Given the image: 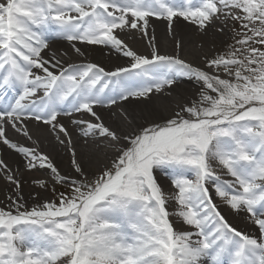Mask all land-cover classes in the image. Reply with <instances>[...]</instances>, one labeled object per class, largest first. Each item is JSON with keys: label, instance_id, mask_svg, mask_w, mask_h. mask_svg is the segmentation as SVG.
I'll return each instance as SVG.
<instances>
[{"label": "snow or ice", "instance_id": "obj_1", "mask_svg": "<svg viewBox=\"0 0 264 264\" xmlns=\"http://www.w3.org/2000/svg\"><path fill=\"white\" fill-rule=\"evenodd\" d=\"M178 18L194 27L199 63L181 57ZM153 20L167 22L175 55L149 36ZM137 34L146 54L122 38ZM53 40L67 47L53 50ZM81 46L127 63L69 62L86 55ZM183 79L196 91L185 95ZM30 123L69 155V173L39 138L32 148L8 138L11 129L32 140ZM73 131L110 164L91 172ZM0 143L27 172L49 170L32 183L56 196L29 208L19 168L0 159L12 186L0 208V264H264V0H0ZM214 196L258 235L233 227ZM170 202L191 230H176Z\"/></svg>", "mask_w": 264, "mask_h": 264}, {"label": "bare ground", "instance_id": "obj_2", "mask_svg": "<svg viewBox=\"0 0 264 264\" xmlns=\"http://www.w3.org/2000/svg\"><path fill=\"white\" fill-rule=\"evenodd\" d=\"M168 27L166 21H152V27L149 28V36L155 37V42L160 47V51L165 48L168 52L176 53V41L173 39V37L167 32L168 30H165V28ZM154 29V31H153ZM164 29V30H162ZM174 30L178 31L179 33L176 34L178 38L183 37L185 39V46L183 51L181 52V55L184 57H187L192 61L193 63H199L200 57L199 54H195L196 50L192 49L193 44L189 43L190 40H196V34L194 32V27L186 21H183L181 18H178L175 25ZM215 31L214 29H210V32ZM165 33V36L163 37V34ZM123 39L126 40V42L136 51L142 54H146L150 49L148 47V39H141L139 37V34L136 35L134 39H130L127 36H122ZM50 46L53 50H64L67 45L66 42L56 41L53 40L50 42ZM82 50L85 51L86 55L85 57L89 58L90 60L96 61L101 66L107 67L109 69L114 68L116 65H120V61H124L127 63V58L120 56L117 57L116 54H109L107 49L102 50V46H89L88 48H84L83 46ZM195 47V46H194ZM75 55H72L74 57ZM71 57V58H72ZM65 59H68L67 57ZM197 86L194 82H188L187 79L181 80L180 90L185 95H190L191 93L195 92L197 89ZM155 103H159V101H155ZM128 105H125L127 107ZM98 111H101L100 109H97ZM106 122L108 121V115L107 113H104ZM63 122L68 125V127H71L70 122L67 120V118L63 119ZM29 127L33 131V139L37 140L39 138V147L43 149L45 152L49 154L50 159L53 160V162L59 167L62 174L69 173V160L70 157L68 154H66L64 151H62L58 146L54 143V137L50 133H48L46 130H43V127H41L39 130L35 129L34 125L32 123L29 124ZM73 133L76 135L73 136V142L77 148L78 153H86L87 155L91 156V164L88 165L89 170L91 172H96L97 167L110 164V160L104 158L103 156H98L93 150L90 148H86L84 145L83 139L79 138L78 133L73 131ZM13 134V133H12ZM8 138H10L9 134L7 133ZM21 137L22 140L26 141L27 143H30L31 140H28L27 138L15 134L14 137ZM11 140V139H10ZM13 142V140H11ZM82 144V145H81ZM114 153L110 152L109 156H113ZM0 159L5 161V163L12 168L13 170H16L19 168V174L18 179L21 180L23 185V196L24 199L27 201L28 204L32 205L31 207L35 206L37 203H43L45 201V194L48 193V190L45 192L44 189H40L38 186L34 185L32 181L34 179H48V173L49 170L47 169H40L37 168L31 172H27L24 169V159L21 154L15 153L11 150H9L5 145L0 143ZM93 163H95V166L93 168ZM158 183L161 184L164 192L166 195H169L174 192V190L170 191V188L168 187L170 185L169 182L166 181L165 173L163 171H157L156 173ZM168 178V177H167ZM12 191V186L8 185L6 181L2 178H0V206L2 207H8L6 203V196ZM40 193V197L38 200H34L33 194ZM214 194V193H213ZM214 200L216 202L217 198L214 196ZM219 206L221 208L222 214L225 216L226 219H229L230 222L233 223L234 226H237V230H240L246 234L249 235H255L257 230L256 226L252 223L247 225L242 223L239 219L237 221L238 217L231 211H226V208L219 203ZM168 211L170 213V220L173 223L174 227L177 228H185L187 225H183L176 215H174V212L177 210V206L175 205V202H170L167 205ZM246 213H242L239 215V217L244 216Z\"/></svg>", "mask_w": 264, "mask_h": 264}, {"label": "rangeland", "instance_id": "obj_3", "mask_svg": "<svg viewBox=\"0 0 264 264\" xmlns=\"http://www.w3.org/2000/svg\"><path fill=\"white\" fill-rule=\"evenodd\" d=\"M162 30H163V29H162ZM164 36H165V33L163 34V37H164ZM225 39H226V38H225ZM217 46H219V44H217ZM192 49L196 50V53H195V54H199V52H198V50H197L196 47L193 46ZM155 101H156V100H155V98H154V102H155ZM43 130L45 131L44 128H43ZM73 136L76 137V135H75L74 133H73ZM81 143H83V142H81ZM81 145H82V144H81ZM92 165H93V168H94L95 163H93ZM95 168H98V167L96 166ZM62 188H66V187H64L63 185H56V192H58V191L65 192V191H63ZM47 190H49V192H51V193L48 192L47 194H45V200H55V199H56V196L53 194L51 184H49Z\"/></svg>", "mask_w": 264, "mask_h": 264}]
</instances>
